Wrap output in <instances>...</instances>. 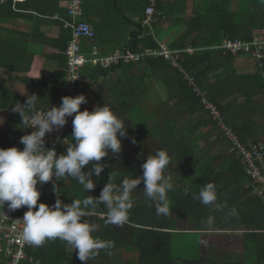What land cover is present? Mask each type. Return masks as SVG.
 <instances>
[{"label": "trees", "instance_id": "obj_1", "mask_svg": "<svg viewBox=\"0 0 264 264\" xmlns=\"http://www.w3.org/2000/svg\"><path fill=\"white\" fill-rule=\"evenodd\" d=\"M188 2L159 0L158 22L151 34L141 26L150 0H83V20L96 31L95 39L82 43L88 54L94 45L102 54L119 47L136 52L160 49L158 28L162 23H169L172 29L181 25L183 30L167 48L175 51L176 65L163 55H146L137 62H120L110 68L89 63L82 68L73 93L64 91L70 33L52 18L65 17L66 1L18 0L15 7L22 11L14 10L11 0L0 4V148L22 150L20 137L32 131L22 129L19 113L12 111L14 105L26 101L7 86V80L13 79L39 91L37 109L47 111L58 107L64 96L83 94L87 103L80 106L81 111L108 106L129 127L121 138V152L102 158L105 167L99 177L92 176L96 182L93 190L86 193L69 177L56 182L63 203L98 197L109 177L119 186L124 179L142 175L145 158L159 150L169 156L164 170L173 185L167 193L168 213L157 214L154 202L144 194L143 182L130 194L132 208L123 226L106 222L104 205L88 209L91 214L84 219L94 226L92 235L113 246L99 250L87 264H213L212 251L200 253L199 237L202 231L227 229L241 231L242 264H264V201L248 187L247 161L222 129L223 124L247 150L252 145L264 149V50L256 59L224 49L226 41H251L264 32V0H192L190 14L186 12ZM14 20L31 24L28 33H14L24 39L10 37L8 25ZM48 23L57 27V39L41 33L42 25ZM241 57L253 60V73L237 72ZM46 60L56 62L51 72L45 69ZM55 70L60 71L58 76L51 75ZM103 75L109 77L108 95L90 93L91 87L98 91V79ZM147 78L161 81L167 90L168 100L158 108L150 103ZM204 102L213 105L221 118H215ZM71 132L72 123L65 141L56 148L58 155L65 154L73 143ZM225 144L230 151L222 154L219 148ZM262 155L264 160V150ZM90 167L91 163L83 170ZM209 183L217 198L215 204L205 205L193 197ZM42 187L44 194L38 203L54 204L53 183ZM236 211L239 215H223ZM213 220L222 223L214 227L204 224ZM190 222L195 225H186ZM193 236L197 240L195 256L173 254L175 240ZM188 245L187 240L178 244L190 253ZM26 253L31 259L21 264H82L74 249L59 239L28 247ZM0 264H6L3 257Z\"/></svg>", "mask_w": 264, "mask_h": 264}, {"label": "clouds", "instance_id": "obj_2", "mask_svg": "<svg viewBox=\"0 0 264 264\" xmlns=\"http://www.w3.org/2000/svg\"><path fill=\"white\" fill-rule=\"evenodd\" d=\"M39 100L35 94L27 95L24 104L17 103L12 107V111L21 117V128L33 129L20 137L23 149L0 148V208L3 209L6 202L10 211L27 208L22 218V235L27 243L38 247L46 240L59 239L74 249L82 264H87L99 250L113 246L112 242L101 241L92 235L94 226L84 219L91 214L88 209L104 205L106 222L123 226L129 221L132 208L130 194L141 182L144 194L154 202L157 214L168 213L167 193L173 185L170 178L164 176L170 163L165 150L145 158L141 164L142 175L124 179L119 186L110 182L109 177L98 197L86 196L83 200L63 203L57 195L56 182L69 177L82 185L86 193L93 190L96 182L92 176L99 177L105 167L102 158L121 152V138L127 135L129 127H125L108 106L81 111L80 106L87 103L83 94L64 96L58 107L51 106L47 111L37 110ZM68 117H72L73 143L65 154L58 155L55 148L45 146L44 138L46 134L62 129ZM132 143H135L134 138ZM90 163L91 167L84 171ZM47 182L53 183L56 194L52 205L38 203L37 185L43 186ZM193 198L205 205L215 204L214 185L209 183Z\"/></svg>", "mask_w": 264, "mask_h": 264}, {"label": "built area", "instance_id": "obj_3", "mask_svg": "<svg viewBox=\"0 0 264 264\" xmlns=\"http://www.w3.org/2000/svg\"><path fill=\"white\" fill-rule=\"evenodd\" d=\"M8 0H0V4L7 2ZM13 9L16 11H22L15 7V3L18 0H11ZM66 1V14L65 17L54 16L53 20L62 23V27L69 31L70 40H68L65 56H66V70L65 80L68 85L64 91L67 93H73L76 89V83L80 80L82 68L86 64L100 65L103 68H110L112 65H116L120 62H137L146 55H163L167 59H171L173 65H176L175 57L173 53L175 51L167 49L163 46L160 49L147 48L143 52H136L128 47L115 48L109 54H102L98 46L94 45L92 51L88 54L83 51L82 43L84 40H92L96 37V31L94 27L85 22L84 8H82L83 0H65ZM159 0H150L149 5L145 10V17L141 22V26L144 29H150L151 34H154V24L158 22V11L156 5ZM29 12V11H26ZM224 49L232 52L233 55L245 54L252 58H261L262 51L264 50V34H257L251 41L235 40L226 41ZM187 51H190L189 49ZM75 79V80H74ZM191 81V79H190ZM206 108L212 110V114L215 118L220 119V114L217 109L204 102ZM43 110V109H37ZM44 111V110H43ZM72 123V117L67 118V123L59 131H53L46 134L45 143L49 148H57L60 143L65 141L64 135L66 129ZM222 129L226 136L237 145L238 150L247 161L246 173L250 177V184L248 187L252 189V192L260 200L264 201V160L262 151L264 150L261 145L250 146L247 150L243 146L237 144L234 135L231 131L222 124ZM33 130V129H31ZM258 163V165L255 164ZM37 189L40 192L41 199L44 194V189L41 185H37ZM39 202V200H38ZM27 211L26 207H21L17 210L10 211L7 207V202L4 208H0V257H3L6 264H21L28 257L26 249L31 247L27 243L22 235L23 232V215Z\"/></svg>", "mask_w": 264, "mask_h": 264}, {"label": "rangeland", "instance_id": "obj_4", "mask_svg": "<svg viewBox=\"0 0 264 264\" xmlns=\"http://www.w3.org/2000/svg\"><path fill=\"white\" fill-rule=\"evenodd\" d=\"M192 2V0H189ZM178 28H173L170 31H165L162 32L159 36V42L160 43H168L170 42L175 35H179V31L177 30ZM264 34V32H262ZM253 60L251 58H244V59H238L237 60V72L238 73H253L254 72V65H253ZM147 83L155 89L151 91V99L150 103L153 105V108H158L161 103H165L168 100V93L165 88V85L161 81H157L154 78H147L146 79ZM93 88V87H91ZM164 89L166 92H164ZM153 93V94H152ZM157 93V97L156 94ZM159 93V94H158ZM161 95V99L160 96ZM159 97V99H158ZM161 100V102H159ZM158 102V103H157ZM1 116V115H0ZM261 142L264 144V139L261 140ZM219 151L222 154H226L230 151L228 144H225L224 146L219 148ZM247 188V185H246ZM237 212V211H236ZM226 215L230 214L229 212H225ZM231 215H235V213H232ZM236 215H239L238 212ZM222 222H217L215 220L211 222H205L204 224L208 227H214V226H219ZM186 225H195L193 222L186 223ZM202 241L204 248L208 250H212L213 253L211 255L214 257V260L216 263L213 264H224V261L231 262V264H242V243L240 239V233H237L238 235L233 236L231 231H202ZM235 235V234H234ZM185 240L188 241V248L190 253H187L186 251H183V249L178 246L181 243H184ZM196 237H187L185 239L178 238L175 240V244L173 247V254L174 255H196L195 249H196ZM201 243V236L199 237V244ZM213 248V249H212ZM225 256L227 258H225ZM217 257V258H215ZM219 261V263H217Z\"/></svg>", "mask_w": 264, "mask_h": 264}, {"label": "crops", "instance_id": "obj_5", "mask_svg": "<svg viewBox=\"0 0 264 264\" xmlns=\"http://www.w3.org/2000/svg\"><path fill=\"white\" fill-rule=\"evenodd\" d=\"M189 1V0H188ZM191 6H192V3L189 1L188 2V5H187V9H186V12H187V14H190V12H191ZM31 24L29 23V22H26L25 20H14V21H12L9 25H8V28L10 29V31H11V33H10V37L11 38H14V39H18V38H21V39H24L23 37H20V36H18V35H15L14 33L15 32H26V33H28L29 31H30V26ZM176 28H178L177 30L179 31V33H181L182 32V30H183V27L181 26V25H178L177 27H175V29ZM159 29V32H160V34L162 33V32H165V31H170V30H172V28H171V26H170V24L169 23H167V22H164V23H162L161 24V26H160V28H158ZM41 33H43L44 35H45V37L46 38H48V39H57V35H58V29H57V27L56 26H54L53 24H44V25H42V27H41ZM173 39L170 41V42H168V43H160L161 44V46H163V47H165V48H168L169 47V45L172 43V41L176 38V35L174 36V37H172ZM27 40V39H26ZM158 41H159V39H158ZM83 51L85 52H87L88 51V47L87 46H84L83 47ZM245 57H241V58H238V59H244ZM47 61V60H46ZM46 64H45V69H47V70H49L50 72H51V70L53 69V67L52 66H55V61L54 60H51V61H47V62H45ZM55 68V67H54ZM60 71H54L53 73H51V75L52 76H55V75H59L58 73H59ZM108 76H101L99 79H98V83H97V90L98 91H96L95 92V90H94V88H91V89H89L88 91L91 93L92 91V93H101L102 95V97H104L105 95H108V92H109V90H108V87H107V85H106V81L108 80ZM7 86L9 87V88H11V90H13L16 94H18L20 97H22V99H27V95H31V94H35V95H37L39 98H40V100L38 101V103L39 102H41V95H39V91L36 89V88H34V87H26L24 84H22L21 82H19V81H17V80H13V79H9V80H7ZM150 87H149V91H148V96H149V100L151 99V91L153 90V89H155V87H153V86H151V85H149ZM164 92H166V90L164 89ZM153 94V93H152ZM159 94V93H158ZM156 95V97L158 96L157 95V93L155 94ZM160 97V99H161V95L159 96ZM159 97H158V99H159ZM159 102H161V100L159 101ZM158 103V102H157ZM1 119V118H0ZM1 121H2V119H1ZM237 214V212H235V215ZM239 214V213H238ZM223 215H226V214H223ZM228 215H231V214H228ZM224 229H225V227H223ZM207 231H216V230H207ZM219 231H225V233L227 232V231H231V232H234V233H232L233 234V236H236V235H238L237 233H240L241 234V231L240 230H232V229H227V230H218L217 232H219ZM235 234V235H234ZM201 243H200V253L201 254H203L204 253V251H206V249L204 248V245H203V241H202V233H201ZM213 249V248H212ZM208 251H212V250H208Z\"/></svg>", "mask_w": 264, "mask_h": 264}]
</instances>
